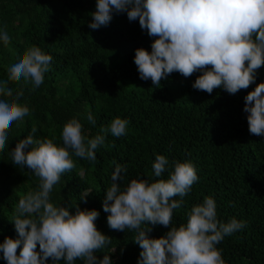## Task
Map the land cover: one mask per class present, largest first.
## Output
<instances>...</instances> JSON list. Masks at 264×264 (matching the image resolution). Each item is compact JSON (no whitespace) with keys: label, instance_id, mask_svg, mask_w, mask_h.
Segmentation results:
<instances>
[{"label":"trees","instance_id":"trees-1","mask_svg":"<svg viewBox=\"0 0 264 264\" xmlns=\"http://www.w3.org/2000/svg\"><path fill=\"white\" fill-rule=\"evenodd\" d=\"M96 3L0 0V22L12 33L0 39V74H7L6 83L12 84L2 91L13 97L22 91L18 102L30 108L29 115L8 126L6 143L0 147V243L8 236L16 238L12 220L19 199L40 182L27 166L12 162L11 150L18 141L36 127L34 138L62 144L63 127L73 117L81 120L84 135L93 138L120 117L129 121L126 135L107 133L104 144L95 150V161L73 154L75 167L62 174L51 192L52 202L72 205L73 213L75 205L100 212L96 225L111 243L97 251L98 257L109 254L114 264H138L142 251L134 242L137 231L110 228V213L103 209L116 164L128 169L126 175L122 173L123 187L138 177L167 179L176 161H191L198 181L174 210L172 224L149 222L148 235L159 238L170 227L186 224L191 208L212 196L218 220L246 222L217 245L226 264H264V135L250 133L244 111L245 96L264 82V65L257 70L256 81L235 94L223 88L212 93L194 88L200 72L189 77L173 72L159 86L153 85L151 79L140 78L134 57L137 48L150 51L158 37L149 36L139 19L129 20L126 12L114 13L108 25L91 29ZM31 46L53 57L43 84L35 89L22 76L8 73L10 59ZM89 112L95 124L87 120ZM158 154L169 161L161 177L152 167ZM85 192L90 193L81 199ZM0 264L7 262L0 258ZM48 264H53L51 257ZM75 264L84 262L78 258Z\"/></svg>","mask_w":264,"mask_h":264},{"label":"clouds","instance_id":"clouds-1","mask_svg":"<svg viewBox=\"0 0 264 264\" xmlns=\"http://www.w3.org/2000/svg\"><path fill=\"white\" fill-rule=\"evenodd\" d=\"M123 12L129 20L138 18L149 36L158 37L150 51L137 48L134 57L140 78L151 79L153 85L159 86L173 72L185 77L200 72L194 88L208 93L223 88L235 94L254 83L257 70L264 65V0H97L89 27L106 26L114 13ZM11 34L0 22V39ZM52 60L40 47L31 46L10 59L8 73L22 76L35 89L43 84ZM6 78L7 74H0V147L6 143L8 126L30 114L29 106L18 102L22 91L15 97L2 91L12 88ZM244 99L250 133L264 135V82ZM87 120L95 124L91 112ZM128 124L127 119L116 117L101 134L87 138L81 120L73 117L63 127L62 144L51 138H34L36 127L18 141L11 150L12 162L27 166L40 182L36 190L19 199L12 220L17 236H8L0 243V258L7 264H48L49 257L53 264L60 260L75 264L78 258L84 264H114L111 255L100 259L96 254L111 243V237L96 225L100 212L75 205L73 213L72 205L52 202L51 192L62 174L75 167L73 154L95 161V150L104 144L107 133L124 136ZM168 166L166 156L158 154L152 165L154 175L161 177ZM127 171L125 165L116 164L103 209L110 213V228L137 231L134 242L142 249L138 264H226L217 245L225 235L243 229L246 222L218 220L212 196L191 208L186 224L170 227L159 238L148 235L152 230L149 222L165 227L172 224L174 210L182 206V198L198 181L191 161H176L167 179L138 177L122 187L120 181ZM89 193L82 194L81 199ZM176 196L181 199H174Z\"/></svg>","mask_w":264,"mask_h":264}]
</instances>
